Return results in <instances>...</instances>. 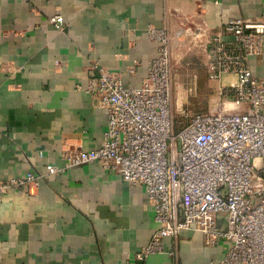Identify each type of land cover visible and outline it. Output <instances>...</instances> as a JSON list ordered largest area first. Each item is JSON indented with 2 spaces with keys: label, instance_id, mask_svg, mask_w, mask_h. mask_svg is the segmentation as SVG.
Segmentation results:
<instances>
[{
  "label": "crops",
  "instance_id": "crops-1",
  "mask_svg": "<svg viewBox=\"0 0 264 264\" xmlns=\"http://www.w3.org/2000/svg\"><path fill=\"white\" fill-rule=\"evenodd\" d=\"M57 11L63 30L48 21ZM230 18L264 22V0H0V179L31 162L42 171L61 164L65 149L100 145L106 113L78 86L95 73V59L138 86L157 55L151 27H168L172 56L191 63L196 93L205 97V39ZM250 64L264 79V56ZM209 81L215 91L222 83ZM152 215L142 186L94 164L73 166L0 198V264H216L223 257L226 242L206 247L200 232L183 229L176 258H137L156 229ZM164 248H173L168 237Z\"/></svg>",
  "mask_w": 264,
  "mask_h": 264
},
{
  "label": "built area",
  "instance_id": "built-area-1",
  "mask_svg": "<svg viewBox=\"0 0 264 264\" xmlns=\"http://www.w3.org/2000/svg\"><path fill=\"white\" fill-rule=\"evenodd\" d=\"M48 21L64 29L60 11ZM147 37L157 43V55L147 60L138 86H126L122 72L97 59L90 62L95 73L78 86L106 113L100 145L65 149L61 164H46L45 171L31 162L24 173L0 179V198L48 175L94 164L144 189L156 229L137 258H176L180 232L191 229L201 233L206 247L226 242L216 264H264V79L250 64L252 57L264 56V22L230 18L207 34V77L222 82L221 102L205 111L182 109L184 124L173 110L168 27H151ZM220 215L225 227L219 226ZM166 237L173 245L168 251Z\"/></svg>",
  "mask_w": 264,
  "mask_h": 264
},
{
  "label": "rangeland",
  "instance_id": "rangeland-1",
  "mask_svg": "<svg viewBox=\"0 0 264 264\" xmlns=\"http://www.w3.org/2000/svg\"><path fill=\"white\" fill-rule=\"evenodd\" d=\"M204 67V66H203ZM172 68H173V110L176 119L181 121L182 124L186 122V117H180V113H182V109L191 108L196 111H205L210 109H216L221 100L217 94V91L213 90V88L209 85L211 81L207 79L205 84H202V88L206 91V96H198L196 93L197 82L194 80L193 76H190V71H192L191 63L184 62L181 58L176 61V59L172 56ZM189 73V74H188ZM178 90L184 96L181 104V110L176 112V98L178 95ZM225 108H229V104L225 103L223 105ZM234 110V108H230ZM176 123L175 128H179L182 124Z\"/></svg>",
  "mask_w": 264,
  "mask_h": 264
},
{
  "label": "bare ground",
  "instance_id": "bare-ground-1",
  "mask_svg": "<svg viewBox=\"0 0 264 264\" xmlns=\"http://www.w3.org/2000/svg\"><path fill=\"white\" fill-rule=\"evenodd\" d=\"M182 93L180 92V90H178V95L176 98V111H180L181 110V104H182V100L184 99V96L181 95Z\"/></svg>",
  "mask_w": 264,
  "mask_h": 264
}]
</instances>
